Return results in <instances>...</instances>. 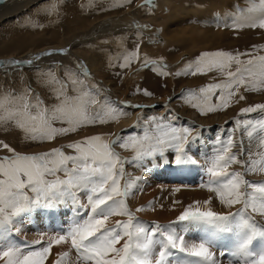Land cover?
I'll return each mask as SVG.
<instances>
[{
    "label": "snow or ice",
    "instance_id": "6c2138e0",
    "mask_svg": "<svg viewBox=\"0 0 264 264\" xmlns=\"http://www.w3.org/2000/svg\"><path fill=\"white\" fill-rule=\"evenodd\" d=\"M248 12L258 14L242 13L232 27L264 29V0H260L259 5L253 3ZM138 50L137 46L136 51L126 55L121 67H128L133 59L138 58ZM44 55L70 56V53L46 52ZM39 58H30L24 63L31 64L34 59ZM233 62L236 68L234 71L226 72L228 77L226 83L201 89L204 95L200 97L191 95L188 97V103L201 114L226 109L237 94L233 89L245 87V91L252 92L264 86V56L242 61L239 55L233 56L222 51L204 53L194 64H189L183 73H176L178 76L189 73L196 75L214 69L225 73ZM19 63L21 62H10L9 66ZM148 63L146 59L143 61L144 65ZM77 65L79 71L86 76L82 63L77 61ZM65 73L75 95H68L67 86L62 84L57 92L59 103L52 108H43V102L39 97L34 98L35 103H30L28 99L30 88L18 97L6 95L0 98V124L14 120L17 126L27 133L26 139L51 142L56 137L74 133L83 126L106 124L118 120L121 116L130 115L122 108L109 103L107 99L101 104L97 99L100 91L95 89L94 85L81 80L76 72L66 68ZM49 76L47 83L51 84L56 78L51 74ZM246 79L251 81L247 86ZM214 90H220L217 104L211 102ZM144 95L150 94L145 92ZM239 99L244 100L245 96L240 94ZM193 100L196 102L193 103ZM97 104H100V108L93 112L92 108ZM9 105L13 107L10 108ZM33 109L35 114L32 113ZM257 109L264 110V104L244 108L242 113H252ZM175 119L178 118L171 113L163 118L151 117L148 123L154 125V132L145 127L142 138L118 137L109 142L105 136L95 135L80 142L70 143L67 147L73 150V154H66L61 148H53L42 154L22 155L16 153L7 143L0 142V149L12 153L10 157H0V261L4 264H44L53 244L59 245L70 241L71 247L78 254V264H169V258L173 256L171 249L198 258L194 262L180 260L178 264H217L210 251L217 233H234L236 243L230 253L232 259L229 260V264H264V242L258 253L250 250V245L257 236L264 241V229L258 228L251 218L246 216L249 209L264 216V184L245 180V173L227 170L229 166L237 163L245 167L244 162L231 153L235 146L231 132L226 138L218 137L214 142L213 154L206 158L209 166L205 171L209 180L202 183L201 187L214 192L220 203L228 207L242 204L241 209L235 213L222 215L211 210L186 208L177 221H173V225L179 223L203 225L210 229L205 232L201 242L193 244L186 243L184 235L178 234L176 228L171 226L162 227L157 224L149 230L140 222L133 225L134 217L125 201L134 182H126L124 187H121V179L125 176L124 164L132 161H125L115 148H134V161L140 167L144 165L138 162L155 159L157 155L162 162L174 163L178 168L196 165L198 162L186 150V145L190 143V136L192 143L201 137L199 133L192 136L193 129L190 126L176 127L165 122ZM54 122L66 126L57 128L53 126ZM234 123L237 127L243 124L249 138L253 137L257 129L264 132V119L255 123L249 119L237 120ZM259 139L261 146H264V136ZM169 150L173 153L171 160L166 156ZM241 150L243 154L242 145ZM256 171L264 172V154L259 161H250V166L245 167L248 174ZM246 188H251L252 192L242 191ZM79 191H84L87 195L89 214L82 220H74L66 231L58 233L47 246H42L39 250H25L11 239L14 226L17 233L20 231L19 225L23 221L18 218L22 214L29 213L37 207L55 208L58 204L67 203L68 200L77 205L79 198L76 193ZM29 192L32 193L31 196L28 195ZM115 215L127 216L128 220L118 221L116 227L107 228L106 222ZM234 220L237 221L235 224ZM157 233L160 238H156ZM124 237H127V240L122 247L117 248L116 245ZM57 264H62V261ZM172 264L177 262L172 261Z\"/></svg>",
    "mask_w": 264,
    "mask_h": 264
},
{
    "label": "rangeland",
    "instance_id": "374dc122",
    "mask_svg": "<svg viewBox=\"0 0 264 264\" xmlns=\"http://www.w3.org/2000/svg\"><path fill=\"white\" fill-rule=\"evenodd\" d=\"M258 2L260 4V0H247L246 2L245 1L242 2V3H245L246 5L236 4L237 7L236 5L233 6L235 18L241 16V14L243 13V9L245 10V8L247 7L248 9L252 8L253 3L256 5H259ZM10 5L16 6V3L13 1ZM201 5L195 8L193 7L194 5H190L186 7V11H187L186 14L188 16L186 15V17H184L183 20H179L178 22L172 23L169 26V29H168L169 33L168 34L166 33L165 35L166 37L171 39L175 36V34L178 35L179 37L180 35H182V37L185 39L184 41L186 42L185 45L183 43V49L181 52L184 55L182 56L183 57L182 63H179L178 61V63L181 65L178 68H176L175 62H171V63L155 62L153 63L154 65H159L162 68H164L168 72L169 76L164 74L163 71H161L159 67H153V66L149 67V69H147L146 71H142V77L139 80L138 79L135 80V78L131 79L133 75L127 76L126 73H122L120 75H113L110 72L107 74H102L103 72L101 71V68H98V67L95 68L98 72L97 71L92 72L94 75H96L97 79L100 80L99 82L107 85L106 87L104 85L101 86V89L103 88L106 89V90L104 89L101 90L103 102L107 99V101L111 103L112 105L120 107L124 111H126L127 109H130V108L125 107V105H123V102L127 100L131 101L133 105L136 106L137 108H140L141 106H144V105L150 108H156L157 105L153 106L155 101H158V100L170 101L169 108L171 109L174 108L177 112L189 114L195 119H201L203 121H206V123L209 126L212 125V127H209L210 129L221 128V129H218V131L220 132L219 134L216 133V135L212 137L205 138V134L208 132V130L206 131L203 130V128L202 127L200 128V126L197 124L193 125L194 123L190 119H187V117L183 120L175 119V120L165 121L166 123H172L173 126H176V127L190 126L193 129L192 136H196L197 133H199L201 137V139L197 140L195 143H192L191 142L192 137L190 136L189 137L190 143L186 145V150H188L189 154L192 155L193 158H195L198 162L196 165H193V168H192V165H188V168H190L191 171L187 178L189 180L192 179L191 180L192 182L186 179L187 182L184 181L182 183H177L176 182L177 177L169 170L168 171L163 170L162 167L164 166L175 167L176 170H178L176 174L179 178L180 176L181 177L184 176L182 168H178L176 165L173 166L169 163L163 164V163L155 162L156 160H160V157L158 155L155 157V159H145L143 161L138 162L139 164L144 165L143 167H140V166H137V162L134 161V157H135L134 148L132 147H129L128 149H124L121 147L115 148V151L125 161H132V162H126L124 164L125 176L121 179V187L123 188L126 182H134V186L131 190V193L126 198V201H125L129 211L132 213V216L134 217L133 225L135 226L136 223L140 222V223H143L146 227H148L149 230H151L157 224H159L162 227H168V226L174 227L176 228V231L178 234L184 235L185 241L188 244L201 242L204 239L205 232L210 231V229H206V227L203 225L196 226V225H187L183 223L173 225V221H177L179 215L186 208L191 207L193 210L199 208L202 211L211 210V211L217 212L218 214L228 215L229 213L237 212L239 209L243 207L242 204H236L232 207H228L225 204L220 203L219 197L216 196L214 192H209L207 188H202L201 184L203 182H201L200 180H197L201 172H202L201 174H204L207 176L205 183H207V181L209 180V176L205 171L206 168L209 166L208 163L206 162V158L210 157L213 154V149L215 147L214 142L217 140V138L220 137L224 139L228 136L230 132L232 133V139H233L235 146L231 149V153L237 155V159L238 160L241 159L244 162L245 167L250 166V161H259L261 159V155L264 154V146H261V141L259 139V137L264 136V132H261L257 129L253 137L249 138L245 133L243 124L237 127V125L234 123L237 120L243 121L245 119L252 120L255 123L256 121L264 119V110L257 109V111L252 112V113H242V109L244 108L255 107L258 104H264V86H261L258 91H252V92L245 91V87H240L238 90L233 89V91L237 92V94L231 99V102L226 109H219L212 113L201 114L198 109L193 108L191 104L188 103V97L190 95L194 97H200L204 95V93L201 92V89H207L210 85L226 83L228 80L226 72L234 71L236 68V64L233 62V64L231 65V68L226 69L225 73H221L219 70L214 69L212 71H207L202 74L197 73L196 75H191L190 73L188 75H183V74L179 76L176 75V73H183L189 64H194L204 53H214L217 51H222V52L227 51L226 53H228L229 51V53L232 54L233 56L239 55L242 61H247L249 59H256L258 57L264 56V30L262 33H258V32L255 33V31H251L248 33L247 31H250V30L247 28L244 30L245 33H241L239 31L237 32L227 31L228 29L226 27H222L223 21L225 25L228 24L225 16H221L222 18L218 17L221 19L220 21H222L221 24L217 22L214 23L211 21L208 22L206 20H203L210 16H213V14L216 15L217 13H219V11H217V9L215 8H214L215 10L211 8L209 3L208 4L202 3ZM238 5L242 7H239ZM118 14H121V13H118ZM155 14L158 18L155 16ZM256 14L258 13H255V14L250 13V15H256ZM139 15L140 17L138 19L141 20V24H145L147 26L146 23H148L149 30L151 32L154 31V33L153 34L150 33V36L148 37V35L146 36L143 33L142 35L138 29L132 30L133 33L131 34V36L132 35H133L132 37L135 36L137 40H134L135 42L133 41L131 45L135 48L134 51H136L137 46L139 48L138 59L135 58V61L138 64H139V60H141V57L143 55L142 48L143 49L145 48L144 46L146 45V42L148 45L149 44L151 45L153 42H155L156 44L157 42V44L154 45L153 47L152 46L148 47L147 50L150 53H153L155 51L154 50L155 46L160 47V49L157 48V51L159 50L163 51L162 47L164 45L166 46L164 36L160 34L161 31L163 30V27L162 28L159 27L161 23L159 24V22H157L160 20H161L160 22H162L163 19H159V17L161 16L160 18H162L163 16H166V15L162 13H158L157 10H154V6H151V7L143 6ZM142 15L143 17H141ZM155 17L157 20L155 19ZM144 18L148 19L147 22H146V19ZM97 21H94V20L89 21L90 23L88 22V25L82 29L85 32L86 37L89 36L88 38L89 41L87 40L88 46L87 47L82 46L84 49L81 48L80 44L76 43L78 38L81 37L80 34H82V31L77 32L76 35H79V37L78 38L76 37L74 41L75 44L77 45L73 49H71L72 53L77 58L74 60V64L76 61H80L81 63L83 62L79 57V56H82V53H88L89 56H92V59H91L92 61L94 58H95L94 60L97 61L99 59L98 56H100L101 50L105 48L109 49L108 47L110 45H107L108 42H106V40H102L101 38L98 39V41L96 42L99 45L98 47L100 48L96 50L97 52L94 51L93 53L94 48L89 47L91 46L89 42H93L94 40H96V38H98L99 36L101 37L103 35V34H100L99 31L90 32L88 30ZM208 23L212 24L213 28H216L219 31L221 30V32L223 33L212 31L210 29H209L210 30L209 32L207 28ZM142 27L143 26L140 25V28ZM224 31H227V32H224ZM91 33L92 34L96 33L97 36L96 34L92 35ZM198 34L200 36H198ZM214 35L216 37H214ZM189 39L191 41H189ZM196 39H201V41L195 42ZM78 41H81V40H78ZM104 41H105V44H104ZM141 41H142V44H141ZM230 42H231V46H229ZM201 43H203V45ZM220 44L222 45V47ZM191 46H193L194 50L191 49L192 48ZM224 46H226L227 48ZM116 47L118 48L115 50L114 49L112 50L115 54L111 55V57L113 58L111 59L117 63H120L122 60V56L118 54H121V55L125 54V52L120 53L124 51V46L122 45V42H121ZM188 47H190V50ZM121 48H123V50ZM187 48L189 51L187 50ZM220 48H223V49H220ZM54 51H59V50L56 49ZM185 51H187L188 54ZM239 52L241 53L239 54ZM41 53L42 54L40 53L39 54L43 55L44 52H41ZM97 54L99 55L97 56ZM7 57L8 56H4L0 58V72H2L3 74H8L6 71L8 72L11 71L10 73H13V72H18V71L23 72V71L29 70V69H26L25 66L18 67L17 64L9 66L10 62H16L17 60H21L22 58H24V56H22L21 54L18 56H14L16 59H13V60L11 57H8V58ZM48 57H53V55L48 56ZM165 57L167 58V55H164L163 58ZM68 58H65L64 60L71 59V58L70 59ZM167 59H169V57ZM21 62L24 63L26 62V60H21ZM59 63L60 62L53 63V64L60 66L59 68L57 66V69L55 72L56 75H54V77L58 80L57 81L58 83L59 81L61 82V86L62 84L67 86L69 95L72 96L75 94V92L72 91V86L70 85V83H68V80H69L68 76L65 75L67 77L65 79H63V77L61 78V76L66 74L65 73L66 68L71 69L73 72H76L81 80L84 79L85 83H87V80H89L90 85H94L95 89H97L98 87L100 88L99 84H95L94 80L91 79V75L89 76V78L88 76H86L85 78L82 79L81 76L84 77V75H81L77 70H74L71 67H69L68 64L70 63L66 62V63H63L62 65H59ZM42 67L39 69L40 71L45 69V68L43 69ZM92 67L93 66H91L90 68ZM114 68L115 66L112 67V69ZM84 70L89 71L88 68L87 69L84 68ZM28 76H29L28 77L29 79H33L35 77V75L31 73H28ZM38 76H41V75H38ZM250 83L251 81L246 79L245 85L247 86ZM107 89L112 90L113 94H109L107 92ZM145 92L149 93L150 95H144ZM172 92H175L177 95L174 94V97H170ZM240 94H243L245 96L244 100L239 99ZM219 95H220V90H214V94L211 95V102L213 104L219 103L217 99ZM115 96L120 98L119 100L120 104L115 103L114 101ZM45 97L49 98L48 96H45ZM51 97H54V96L50 95V98ZM56 100L57 99H54V98L50 99V101L52 102H50L49 105H52V103H54ZM195 102L196 101L193 100V103ZM158 103L161 104L160 108L153 109V110L148 109L149 116L145 118L143 121H140L142 128L139 132H136V131L124 132L126 130L124 128L123 129L124 131L120 130L118 134H115L117 132V128L120 127V125L118 124H112L111 126H108V127L103 126V127H96V128H86L85 126H83L84 130L81 131L82 130V127H81L79 128L78 131H81V134L84 133V131H86V134L81 135V137H84V138H81V137L80 138L84 140L85 138H89L95 135H102V136H105L109 142L116 140L118 137L142 138L144 136L145 127H147L148 130H150V132H154V125L148 123L150 121V118L155 116L154 113L164 111L163 115H159V117H157V118H163V117L169 116V113L172 114L173 112L172 110L171 111L166 110L165 103L163 102H158ZM43 104L45 105V107L49 106L47 105L48 103L46 101L45 102L43 101ZM130 110H135V109H130ZM174 116L176 117V114H174ZM121 117L124 119L125 116H121ZM228 117H230L233 122L231 124L225 123V125L221 126V122L225 121L226 118ZM249 130H251V128H249ZM212 132L215 133L216 131L212 130ZM80 138L75 139V141L74 140L70 141L69 143H66L60 140H54L55 142L53 141V143L55 146L53 148H61L66 154H73V150L68 148L67 145L70 143H74V142H80L79 141L81 140ZM49 143L50 142H42V144L40 143L38 145L23 149V146L26 145V143H24L22 146H19L22 152L21 153L16 152V153H19L22 155L23 154L33 155V154L46 153V152H49L50 150L48 148ZM8 145H10L12 148V145L10 143ZM241 145L243 149H245L246 147V151L248 152L247 154L242 155L239 158L238 152L241 153L242 151ZM252 148L255 151H253ZM9 153L11 152H8L5 149H0L1 157L9 156ZM166 156L168 157L169 160H171L173 157V153L169 150L166 153ZM244 156H245V161L243 159ZM245 167H241V165L237 163V164H233L229 166L227 170L229 172L245 173L244 175L245 180L250 181L255 184H264V172L256 171L254 173L248 174L245 172ZM257 168H259V164H257ZM179 180L180 179H177V181ZM181 180H184V179H181ZM176 189H179V191H176ZM244 190L248 192H252L251 188L242 189V191ZM76 194L79 198L77 205H74L71 202V200H68L67 203L58 204L55 208L49 209V208L37 207V208H34L29 213L22 214V216L18 218L23 221V223L19 225L20 231L19 233H17L16 228L14 226L12 229L11 239L14 240L18 245L25 248V250H39L42 246H47L49 241L55 238L58 233H61L62 230L66 231L74 220H82L89 214L90 206H88V200H87L86 193L84 191H79ZM28 195L31 196L32 193L29 192ZM137 209H144V210L137 211ZM246 216L250 217L251 221L255 223L256 225L258 223L259 225L263 224L264 226V216H261L258 213H253L251 209L248 210V212L246 213ZM127 220H128L127 216L115 215L108 219V221L106 222V227L114 228L116 227V224L118 221L127 222ZM236 222L237 221L234 220L233 224H235ZM230 237H231L230 233H221V234L217 233L213 241V244L210 246V251L213 253L214 258L217 261V264H229V260L232 259V257L230 256V253L235 247L236 240H235L234 233L232 237L233 238L232 242L228 240L230 239ZM156 238H160L158 233H157ZM126 240H127V237H124L123 239H121V241L116 245V247L117 248L122 247L123 243ZM253 242L250 245V250L254 253H258L260 246L262 242L264 241H262L257 236L256 238H254ZM170 251L173 253V256L169 258V264H172V261H176L178 264L180 260H188V261L194 262L196 259H198V258L189 257L186 253H180L175 249H171ZM253 259H258V257H253ZM61 261H62V264H78V254L76 250L71 247L70 241L61 243L59 245L53 244L52 248L50 249L49 255L44 261V264H57V262H61ZM0 264H4V262L0 261Z\"/></svg>",
    "mask_w": 264,
    "mask_h": 264
},
{
    "label": "bare ground",
    "instance_id": "6f19581e",
    "mask_svg": "<svg viewBox=\"0 0 264 264\" xmlns=\"http://www.w3.org/2000/svg\"><path fill=\"white\" fill-rule=\"evenodd\" d=\"M3 1H8V3L14 1L16 3V6H11L10 5L11 3H10V4H8V6L3 7L2 11H0V58H2L4 56H8V57H11L13 60V59H16L14 56H18L20 54L22 56L26 57L30 53H34L35 55H40V54H42L41 52H45L46 50L54 51L56 49L60 50L62 48L67 49L68 47L71 50L77 45V44H75L74 41H75L76 37L77 38L79 37V35H76L78 31H80V32L82 31V34H80L81 37L78 38V40H81V41L77 40L76 43L80 44L81 48L84 49L82 46H84V47L88 46L87 40L89 41V39H88L89 36L86 37L85 32L82 29L88 25L89 21H92V20L97 21L98 20L96 23L93 22L94 24L88 30L90 32L99 31L100 34H103V35L101 37L99 36L98 38H96V40H94L93 42H89V44L91 45L89 47L94 48V50H93V53H94V51L98 50V48H99L98 47L99 45L96 42L98 41V39L101 38L102 40H106V42H108L107 45H110L108 47L109 49H106V48L102 49L103 51L101 50L100 56H98L99 54H97V56L99 57V59L97 61L94 60L95 58L92 61L91 60L92 56H89L88 53H82V56H79L83 62L88 63V66H87V64H84L85 67L83 66V68H86V69L88 68L90 74H92L91 79L94 80L95 84H97L96 83L97 77L92 72L97 71L95 69L97 67L101 68V71L103 72L102 74H107L110 72L113 75H120L122 73H126L127 76H130V74L133 72V77L131 76L132 77L131 79L135 78V80L136 79L139 80L142 77V70H140L139 67L144 65L143 61L145 59L149 63H151V62H153V63H155V62H157V63L158 62L159 63L175 62L176 68L181 66L178 63V61H181L183 58L182 56L184 55L181 51L183 49V43H184V45L186 43L184 41L185 39L182 37V35H180V37H179L178 35L175 34V36L171 39L166 37L165 35H166V33L167 34L169 33L168 29H169L170 24L178 22L179 20H183V18L186 17V15H187L186 14L187 13L186 7H188L190 5H194L193 7L195 8L197 6H200L202 3H207V4L209 3L211 8L217 9V11H219V13H217L216 15L213 14V16H210V17L203 19V20H206L208 22L211 21L214 23L217 22V23L221 24L222 21H220L221 20L220 18H222L221 16H225L226 21L228 23V24L226 23L227 24L226 28L228 29V30L226 29L227 31H234V32L239 31L241 33H245L244 30L247 28L250 30V31H247L248 33L251 31H255V33L256 32L262 33L264 30V29H260L259 27L254 28V29L250 28V27H241V28H233L232 27L233 23L236 21V18L234 16L233 6H235L236 4L246 5L245 3H242V2L243 1L246 2L247 0H147V3H145V4L148 7L154 6V10H157L158 13H162V14L166 15V16H163L162 18H160L161 16L159 17V19H163L162 22H160L161 20L157 21V22H159V24L161 23L160 24L161 26L159 25V27H161V28L163 27V30L161 31L160 34H162V36H164L166 46L164 45L162 47L163 51H160V50L157 51V48L160 49V47L155 46V49H154L155 51L153 53H150L147 50L148 47H151V46L153 47L154 45L157 44V42H156V44H155V42H153L151 45L150 44L148 45L147 42L144 40L146 42V45L144 46L145 47L144 49L141 46V48L143 50V55L141 57V60H139V64L135 61V59H133L131 64L128 67H121V65L124 63V57L126 55H129L130 53L134 52V50H135V48L131 44L134 40H137V39L135 38V36L134 37H132L133 35L131 36V34L133 33L132 30L138 29L141 32V34L143 33L146 36L148 35V37L150 36V33H152V34L154 33V31L151 32L149 30L148 23H146L147 24V26H146L145 24H141V20L138 19L140 17L139 13L141 12L142 7H143V6H141V2L143 0H131L130 3L128 2V0H3ZM19 1H21V2H19ZM170 3H172V4H170ZM258 4H259V2H258ZM170 5H172V6H170ZM240 5H238V6L242 7ZM236 7H237V5H236ZM166 8H167V10H165ZM248 10H249L248 7L245 8V10L243 9V13L244 14H250L248 12ZM118 13H121V14H118ZM143 15L141 17H143ZM209 15H207V16H209ZM155 16H156V14H155ZM156 17H155V19H156ZM218 17H220V18H218ZM147 18H144V19H146V22L148 20ZM151 19H152V17H151ZM142 20H143V18H142ZM149 20H150V18H149ZM222 24H224V21L222 22ZM140 25H142L143 27L140 28ZM89 26H90V24H89ZM197 26H199V25H197ZM219 26H221V25H219ZM192 27H193V25H192ZM207 28H208L209 32H210V30H212V31H216L219 33H223V32H221V30L219 31L216 28H213L212 24H209V23H208ZM180 29H181V27H180ZM179 31H181V30H179ZM227 31H224V32H227ZM158 32H159V30H158ZM93 34H96V33H93ZM96 36H97V34H96ZM198 36H200V35L198 34ZM247 36H248V34H247ZM194 37H195V35H194ZM214 37H216V36L214 35ZM223 38H224V36H223ZM82 39H84V40H82ZM218 39H220V38H218ZM189 41H191V40L189 39ZM189 41H187V42H189ZM198 41L200 42L201 39H196L195 42H198ZM215 41H217V40H215ZM121 42H122V45L124 46V51L123 52L119 51V52L120 53L125 52V54H122V55L118 54V55L122 56V60H121V62L119 61L120 63H117V62L112 60L113 58L111 57V55L115 54L112 50L117 49L118 47H116V46H118ZM100 43H101V41H100ZM104 44H105V41H104ZM141 44H142V41H141ZM201 44L203 45V43H201ZM229 44H230L229 46H231V42ZM222 45H221V47H222ZM160 46H161V44H160ZM191 47H192L191 49H193V46H191ZM224 47H226V46H224ZM119 48H120V46H119ZM188 48L190 50V47H188ZM188 48H187V50H188ZM231 48H233V47H231ZM121 49L123 50V48H121ZM220 49H223V48H220ZM86 50H87V48H86ZM152 50H153V48H152ZM140 51H141V49H140ZM85 52H87V51H85ZM185 52L187 53V51H185ZM38 53H40V54H38ZM228 53H229V51H228ZM240 53L241 52H239V54ZM71 54L73 57L74 54L72 53V50H71ZM76 54H77V52H76ZM164 55H167V58L169 57V59H167L166 57L163 58ZM54 56L55 55H53V57ZM94 56H95V54H94ZM63 57H65V56L63 55ZM74 58L77 59L76 57H74ZM63 59H61L59 61L60 62L59 65L66 63V62H64L65 60L62 61ZM68 59H70V57ZM53 63H55V62L44 64L43 65L44 67H42V68L43 69L45 68V69L42 71H40L39 70L40 68H39V69L26 70L23 72L18 71V72H13V73H10L11 71L10 72L6 71L8 74H3L2 72H0V98L4 97L6 95L10 96V97H18V96L23 95L25 93L26 89L30 88L31 92L28 93V99H29L30 103H35L34 98L39 97V99L42 102L46 101L48 103L47 105H49V103L52 102V101H50V99H52V98L57 99V91H59L61 89V82L59 81V83H58L57 79H55V81L51 84L47 83V81L50 79L49 74H51L52 76L56 75L55 72H56L58 65H56L57 63L56 64H53ZM75 64L77 67H79L77 65V61L75 62ZM91 66H93V67L90 68ZM114 66H115V68L112 69V67H114ZM59 67L60 66H58V68ZM60 72H61V70H60ZM28 73L35 75V77L33 79H29L28 77L30 75L28 76ZM99 73H101V72H99ZM38 75H41V76H38ZM65 75L66 74L61 76V78L62 77H63V79L67 78ZM89 76L90 75H88V78H89ZM97 89H99V91H100V95L97 97V99L102 104L103 101H102V91L101 90H103V89H101V86H100V88L98 87ZM50 95H53L54 97L50 98ZM45 96H48L49 98H47ZM58 103H59V101L57 99L54 103H52V105H49L46 107L42 103V107L43 108H52L53 106L57 105ZM9 107L12 108V105H9ZM99 108H100V104H97V105L93 106L92 111L95 112ZM151 110H153V108ZM166 110H170V111L172 110L173 111L172 114H176V117L180 120H183L187 117V119H190L194 123L193 125L197 124L200 126V128L202 127L203 130H205V131L208 130V132L205 134V138L212 137V136L216 135V133L217 134L220 133L218 131V129H221V128L210 129L209 127H212V125L210 124L211 126H209L206 123V121H203L201 119H195L191 115L186 114V113L177 112L174 108L171 109L168 107V108H166ZM126 112L130 113V115L125 116L124 119L122 117H120L118 120L111 121V122H108L106 124H99V125H95V126H85V127L86 128H96V127H103V126L108 127V126H111L112 124H118V125H120V127L117 128V132L115 134H118V132L120 130L122 131L124 128L126 129L125 131L123 130L124 132H128V131L139 132L142 128L140 121H143L145 118H147L149 116V111L148 110H142V109H135V110L127 109ZM32 113L35 114V109L32 110ZM163 114H164V111L154 113V115L156 117H159V115H163ZM232 122L233 121L231 120V118L228 117V118H226L225 121L221 122V126L225 125V123L231 124ZM53 126L59 128V127L64 126V125H61L59 122H54ZM78 130L74 133H69L67 135L58 136L54 140H60V141L66 142V143H69L70 141H73V140L75 141V139L80 138L81 135L86 134V131H84V133L81 134V131L84 130L83 127H82L81 131H78ZM212 130H215L216 132L213 133ZM87 134H89V133H87ZM26 135H27V133L23 129L18 127L14 120L0 124V142L7 143V144L10 143L12 145V148L15 150V152L21 153L22 151H21V148L19 146H22L24 143H26V145L23 146V149L38 145L40 143L42 144V142H39V141H32L30 139H26ZM81 138H84V137H81ZM81 140H83V139H81ZM81 140H79V141H81ZM53 141H51L49 143L48 148L50 150L55 146ZM252 150L255 151L253 148H252ZM247 152L248 151H246V147H245V149H243V154L238 152V157L240 158V156L247 154ZM9 156H12V153H9ZM243 159L245 161V156L243 157Z\"/></svg>",
    "mask_w": 264,
    "mask_h": 264
}]
</instances>
